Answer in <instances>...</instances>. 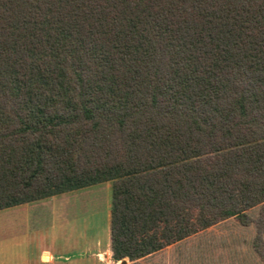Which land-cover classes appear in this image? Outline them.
Instances as JSON below:
<instances>
[{"label": "trees", "instance_id": "1", "mask_svg": "<svg viewBox=\"0 0 264 264\" xmlns=\"http://www.w3.org/2000/svg\"><path fill=\"white\" fill-rule=\"evenodd\" d=\"M106 182L115 259L264 264V0H0V211Z\"/></svg>", "mask_w": 264, "mask_h": 264}, {"label": "crops", "instance_id": "2", "mask_svg": "<svg viewBox=\"0 0 264 264\" xmlns=\"http://www.w3.org/2000/svg\"><path fill=\"white\" fill-rule=\"evenodd\" d=\"M94 187L52 196L44 200L8 208L6 216L11 218L10 232L15 239L21 237L25 251L15 247L6 257V264H128L129 258L114 257L111 239V200L107 193L104 201L99 195L93 198ZM112 190V189H111ZM85 199L96 200V206L105 207L107 226L105 236L88 239L77 233L72 223L79 204ZM100 200V201H99ZM78 203V204H77ZM83 209V208H82Z\"/></svg>", "mask_w": 264, "mask_h": 264}, {"label": "rangeland", "instance_id": "3", "mask_svg": "<svg viewBox=\"0 0 264 264\" xmlns=\"http://www.w3.org/2000/svg\"><path fill=\"white\" fill-rule=\"evenodd\" d=\"M92 188V187H90ZM93 198L96 195H99L97 198H101L104 201L106 200L107 193L109 200H111L112 195V182H106L101 185L94 186ZM95 202L85 199V205L81 207V204L78 205L75 210L77 213L76 219H73V224L77 227V233L80 235H85L90 238H99L105 236V229L107 226V211L105 207L96 206V200L92 199ZM100 201V200H99ZM78 204V203H77ZM83 208V209H82ZM8 210L0 211V264H6L7 255L12 252L15 247V243L18 242L17 246L20 253L25 251L21 245V237L14 239L11 237L10 232V223L11 218H8L6 214ZM239 233H243L240 231ZM246 235V232L244 233ZM229 240H224L218 244V248L211 247L204 248L202 252L199 253L197 248H191L189 251L186 250L185 257L181 259H172V258H154L151 259L153 264H261L258 259H256L247 249V244L243 246H228ZM191 247V246H190ZM130 263L132 261L129 259Z\"/></svg>", "mask_w": 264, "mask_h": 264}]
</instances>
